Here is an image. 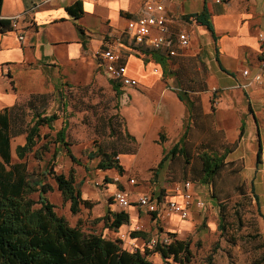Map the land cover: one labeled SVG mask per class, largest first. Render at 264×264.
<instances>
[{
	"label": "crops",
	"instance_id": "1",
	"mask_svg": "<svg viewBox=\"0 0 264 264\" xmlns=\"http://www.w3.org/2000/svg\"><path fill=\"white\" fill-rule=\"evenodd\" d=\"M75 1L2 0L0 17L21 14V29L0 32V109L13 104L16 99L14 93L2 90L6 87L4 74H7L9 81L14 80L16 85L24 84L20 79L37 69L57 76L64 74L73 79L79 73L87 77L92 73L107 77L98 52L110 42L121 52L127 75L137 81L134 87L120 86L121 93L118 96V112L123 120L125 133L133 140L134 150L132 153L119 155L125 169L124 174L108 170L115 181L107 182L100 189L90 186L88 181L81 183L82 198L93 202V206H82L74 216L77 220L87 219V222L93 223L95 218L102 217L108 209H122L116 202L109 200V197L119 186L129 190L127 175L132 170L140 174L145 169L154 167L178 141L187 121V108L185 100L179 97L176 84L170 75L163 73V67L154 55L142 51V47L130 44L126 38L119 44L117 42L126 20L135 17L146 0H80L83 13L77 19L66 10ZM157 1L165 6V22L168 27L189 34L190 52L187 56L195 57L208 73L209 87L193 91L194 95H201L199 98L203 113L213 114L215 127L223 128L225 139L230 142L238 139L241 122H244L243 135L233 155L245 144L246 137H256V134L259 135L262 147L261 155H264V125L260 124V117H257L258 109L264 112V77L259 82L251 81L250 78L260 67H264V0ZM204 6L210 14L215 39L205 26L183 18L185 14L201 11ZM20 32L23 33V39H19ZM157 33L158 29L154 27L151 36ZM159 49L164 52L166 50L164 47ZM187 56L185 54L181 58ZM166 60L169 68L170 59ZM244 69L248 70L249 75L242 73ZM209 89L213 90L212 94ZM213 93L219 96L215 105L210 103ZM229 116L237 121V127L230 132L226 130V125H222L224 120H229ZM251 118L254 124L247 128L245 120ZM255 169L262 170L257 163ZM263 175L261 174V179ZM201 186L204 187L205 184L193 186L198 198L203 195ZM167 192L169 193H161L160 200L180 201L178 193ZM140 193L142 192L130 195L131 198L134 197L130 198L132 203ZM124 210L129 214V222L119 227L118 231L121 232L128 228L129 231L147 232L142 229L145 222L149 230L153 229L154 224L165 222L169 228L167 231L175 232L174 228L187 225L182 220L189 221L188 217L192 212L191 210L185 219L174 213L168 216L157 215L152 219L150 213L136 204H131ZM99 223L103 227V223ZM104 230H108L110 234L108 228ZM138 239L141 238H131L135 248H139L136 244Z\"/></svg>",
	"mask_w": 264,
	"mask_h": 264
},
{
	"label": "rangeland",
	"instance_id": "2",
	"mask_svg": "<svg viewBox=\"0 0 264 264\" xmlns=\"http://www.w3.org/2000/svg\"><path fill=\"white\" fill-rule=\"evenodd\" d=\"M166 26L168 33L172 34L170 36L175 38L179 30L175 28L171 30L167 24ZM170 48L174 51L173 55H169L172 56L168 62L172 71L170 77L179 91L182 88L202 86L203 83L207 87L208 73L205 67L195 57L187 56L190 46L181 47L174 41ZM185 54L187 57L181 58ZM27 74L20 79L24 84L18 85L14 80L9 81L7 74L3 77L6 87L2 90L12 92L16 97L15 102L7 106L14 105L11 112L14 117L11 121V162H25L27 169L34 172H41L46 166L49 168L48 161L56 147L53 142L55 132L62 126L63 121H66V139L70 143L71 152L81 163L72 162L65 149L58 147L60 150L52 165L54 170L66 175L72 174L77 182L88 181L90 186L96 189H100L110 180L115 181L108 170L96 167L98 158L87 159L88 151L95 150L98 146L123 153L134 147L133 141L125 134L123 120L118 112V96L107 81L108 78L97 76L96 73L89 77L79 73L78 77L73 79L67 78L64 74L57 76L47 73L42 69ZM209 90L212 94L213 90ZM215 94L210 97L211 105H215L219 98ZM199 96L201 97L200 93ZM63 102L66 104L65 107ZM40 111L46 114L56 113L58 118L52 122V128L46 125L40 127V138L33 151L20 159L15 151L16 146L24 144L26 127L31 123L34 112ZM229 117L222 125H226V130L230 132L237 127V121ZM257 117H260V124L264 125V112L258 109ZM253 124V118L245 120L247 128ZM203 135L211 137L212 134L209 131L201 132L200 125H196L191 129L190 140L197 143ZM258 136L256 134V137L254 135L246 137L245 144L240 146L234 155L233 152L227 155L226 160L229 163L216 179L213 193L216 199L212 197L207 185L201 186L203 195L200 196L199 193V198L204 201V207L193 206L189 221L182 220V223L187 222L185 223L187 225L174 228L178 238L190 240L193 252L191 264L202 263L210 254L213 256V264H264V175L261 179V174H264V155H261L258 163L262 170L257 171L255 168ZM237 140L235 139V142ZM219 149L221 150V147ZM199 169L200 165L194 157L191 164H185L180 157H176L170 161L166 160L157 176L153 175L151 168L140 174L132 170L127 178H134L135 182H128L130 187L128 191L130 195L138 192L158 196H162L163 191L176 193L175 185L184 180L194 183L195 174ZM112 170L114 169H110ZM46 182L52 185L46 196L70 225L80 222L85 231L93 230L106 236L118 237L123 247L135 249L129 228L122 232L118 231L119 228L117 231L109 230L108 234V230H104L99 222L77 220V217L71 214L69 201L63 199L55 181L49 175ZM252 185L258 199H255L251 191ZM31 197L38 200V192L32 193ZM220 215L223 217L222 228L218 227ZM142 229L150 233V238L168 236V232H174L167 231L169 228L165 222L154 224L152 230L148 229L145 222ZM136 244L140 250L148 246V243L141 239H138ZM149 259L157 264H165L158 254H150Z\"/></svg>",
	"mask_w": 264,
	"mask_h": 264
},
{
	"label": "trees",
	"instance_id": "3",
	"mask_svg": "<svg viewBox=\"0 0 264 264\" xmlns=\"http://www.w3.org/2000/svg\"><path fill=\"white\" fill-rule=\"evenodd\" d=\"M1 2L2 0H0V8ZM66 10L74 18H79L83 13L81 1L76 0L67 6ZM183 18L192 19L205 26L215 39L210 14L205 6L201 11L183 15ZM6 30H11L10 22L8 19L0 18V32ZM171 45L173 46V42ZM141 49L154 55L155 59L161 63L165 75L172 73L167 66L166 59L172 57L169 56L167 49L165 52L159 48ZM108 80L119 96L121 85L114 80ZM205 89L206 84L203 83L202 86L182 88L178 92L180 99L185 100L187 108V121L183 133L151 170L153 175L157 176L166 160L170 161L180 157L185 164H191L194 157L200 169L195 174L193 184L207 185L212 197L216 199L213 193L217 176L229 163L226 157L236 149L243 135L244 122H241L237 142L227 141L224 131L215 127L213 114H204L199 96L190 93ZM63 106H66L65 102ZM13 107L14 105L0 109V264H157L149 259L150 254H158L165 264H191L193 252L190 240L178 238L176 232L167 233L170 238L168 242L158 238L154 245L145 246L144 250L139 248L130 250L121 245V239L118 237L106 236L102 232L93 230L85 231L80 222L70 225L68 220L56 211L55 204L46 196V193L52 189V185L46 182V177L49 175L55 181L57 190L63 199L69 201L72 215L77 214L82 206L91 208L93 202L82 198L81 180L77 182L72 174L56 172L52 167L60 150L58 147L65 149L72 162L81 163L80 159L71 152L70 143L66 139L67 123L63 121L62 126L55 132L53 142L56 147L48 161L50 167L46 166L41 172L29 171L25 162H11L10 139L11 121L14 119L11 115ZM253 117L257 125L256 117L254 115ZM57 118L56 113L34 112L31 123L26 127L24 144L16 146L15 151L18 158L22 159L27 153L33 151L40 138V127L46 125L52 128V122ZM196 125H200L201 132L209 131L212 134L211 137L203 135L204 137L202 136L199 142L191 141L190 132ZM126 136L132 140L128 134ZM162 137L161 134L160 138ZM133 150L134 147L124 153H132ZM122 153L116 149L106 150L98 146L95 150L88 151L87 159L98 158L96 164L98 169H114L122 175L125 172L119 160V155ZM261 153L262 147L258 140L257 164L260 162ZM119 189L123 190L122 186H119ZM251 191L255 199H258L253 185ZM34 192H38V200L31 197ZM109 199L114 201L112 196ZM36 203L39 205L36 206ZM150 214L152 219L157 216L155 212ZM218 219V227L222 228V215ZM99 221L103 223V228L117 231L121 225L129 222V214L124 209L120 211L108 209L102 217L94 219V222ZM130 236L141 238L146 243L151 239L150 233L142 230H132ZM200 264H213V256L208 255Z\"/></svg>",
	"mask_w": 264,
	"mask_h": 264
},
{
	"label": "built area",
	"instance_id": "4",
	"mask_svg": "<svg viewBox=\"0 0 264 264\" xmlns=\"http://www.w3.org/2000/svg\"><path fill=\"white\" fill-rule=\"evenodd\" d=\"M216 1L221 2L222 0ZM20 18L21 14H16L4 19H8L11 29L16 30L21 29L19 24ZM154 27L158 29V33L151 36ZM170 35L165 22L164 4L157 0H146L141 6L138 14L126 20L125 27L120 33L117 42L119 44L126 38L129 40L130 44L137 47L160 48L165 46L170 55L174 54L173 49L170 48L171 42L176 41L181 47L189 46L190 36L186 31H179L175 38ZM19 39H23L22 32L19 34ZM98 57L108 79L114 80L124 87H134L137 85V81L127 75L122 54L115 49L112 42L108 43L98 52ZM242 73L244 75H249L247 69H244ZM263 77L264 67H260L250 76L251 81L256 82L261 81ZM128 181L130 183L135 182L133 178H129ZM193 186V183L189 180H184L175 185L174 190L180 195L179 202L176 199L160 200L157 195L140 193L137 195L134 203H132L130 193L124 189L115 190L112 197L114 202L122 209L128 208L131 204H136L140 209L149 213L155 212L156 215L167 216L174 213L180 218L185 219L189 216L193 206L203 208L205 205L204 201L195 195ZM158 238L165 242L170 240L166 235L161 237L157 236L156 238L150 239L148 246L154 245Z\"/></svg>",
	"mask_w": 264,
	"mask_h": 264
}]
</instances>
